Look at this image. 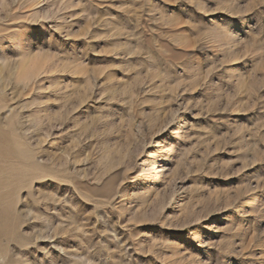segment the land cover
I'll return each mask as SVG.
<instances>
[{"label": "rangeland", "instance_id": "374dc122", "mask_svg": "<svg viewBox=\"0 0 264 264\" xmlns=\"http://www.w3.org/2000/svg\"><path fill=\"white\" fill-rule=\"evenodd\" d=\"M0 264H264V0H0Z\"/></svg>", "mask_w": 264, "mask_h": 264}]
</instances>
